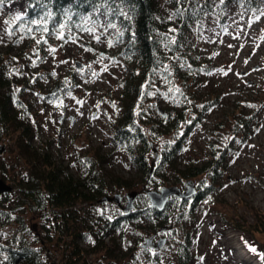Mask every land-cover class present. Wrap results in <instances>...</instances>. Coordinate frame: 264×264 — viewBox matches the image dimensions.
<instances>
[{"label": "trees", "instance_id": "trees-1", "mask_svg": "<svg viewBox=\"0 0 264 264\" xmlns=\"http://www.w3.org/2000/svg\"><path fill=\"white\" fill-rule=\"evenodd\" d=\"M9 1H23L26 13L19 19L7 16L10 45L5 54L0 52V137L9 128L18 132L17 146L28 157L32 169L21 184H15L28 202L13 198L12 192L0 195V225L9 224L12 218L24 214L28 205L31 212L47 218L55 214L54 228L60 236L83 240L92 248H99L95 239L101 241L117 234L123 237L128 226H142L150 235L170 238L176 235L172 238L175 264H190L195 257L197 213L219 191L229 158L236 146L245 145L259 129V120L254 112H241L233 127V145L218 149L211 144L201 161L188 160L184 164L194 127L217 104L206 102L192 106L187 96V81L209 70L191 54L189 32L202 27L208 14L215 15L223 27L227 8L234 2L258 13L264 0H222L219 4L213 0H172L167 12L159 0H0ZM102 17L105 22L101 21ZM88 34L93 41L105 40L107 57L111 54L112 62L122 61L128 71L122 78L121 107L114 111L111 139L115 151L126 156L142 172V178L107 180L104 165L108 159L101 155L78 156L80 175L74 178L68 166H59L48 156L32 151L30 110L33 104L39 100L63 105L65 98L75 94L70 86L52 94L60 80L53 72L41 69L49 47L54 44L65 48ZM15 47L19 53L12 56ZM15 64L21 66L18 75L12 68ZM179 81L182 83L176 84ZM155 101H167V109L159 111ZM151 141L162 146L161 160L155 165L152 177L148 160ZM0 176L7 182L4 172ZM200 176H206L209 183H200L196 195L189 200L172 197L163 211L148 207L144 190L136 199L135 210L129 214L116 209L115 214L85 230L73 229L68 224L77 203L99 201L109 196L111 186L133 189L144 185L159 189L171 182L184 184ZM4 202L14 205L12 211L3 209ZM15 219L22 226L21 235L13 233L5 239L0 234V264H46L41 250L24 235V219ZM229 226L254 235L244 225L230 222ZM258 246L264 264V244ZM151 260V264H158L155 258Z\"/></svg>", "mask_w": 264, "mask_h": 264}, {"label": "rangeland", "instance_id": "rangeland-1", "mask_svg": "<svg viewBox=\"0 0 264 264\" xmlns=\"http://www.w3.org/2000/svg\"><path fill=\"white\" fill-rule=\"evenodd\" d=\"M159 1L163 11L167 12L172 0ZM213 2L219 4L222 0ZM25 13L23 1L0 2L2 54L8 51L10 45L7 16L19 19ZM224 17L225 25L220 27L219 19L208 14L202 27L189 32L191 54L197 56L201 66L209 70L187 81V96L192 106L206 102L217 104L194 127L188 139L184 164L188 160L201 161L211 144L218 149L233 145V127L241 112H254L259 120V129L245 145L236 146L219 182V191L201 205L196 217L198 234L195 257L190 264H232L220 243L222 235L216 231L219 227L222 230H237L229 226L230 222L244 225L254 232L252 235L237 230L246 235L262 259L258 245L264 244V4L255 13L234 2L227 8ZM101 21L105 22V18L102 17ZM106 47L105 40L93 41L91 34L82 36L78 42L65 48L54 44L49 47L47 60L41 69L53 72L60 83L69 78L67 84L75 94L74 97L65 98L63 105L39 100L33 104L30 110L32 151L48 156L59 166H68V172L74 178L80 175L78 156L96 158L98 155L108 159L104 165L107 180L110 177L124 180L142 178V172L126 156L115 151L111 139L112 118L114 111L121 107V83L128 71L122 61L112 62L111 54L107 57ZM18 53L17 47L11 51L12 56ZM77 61L86 67L78 70L75 66ZM12 68L14 74L21 73L20 65L15 64ZM180 83L182 81L176 82L178 85ZM37 92L46 93L43 90ZM155 102L162 111L168 107L167 101ZM17 136L18 132L9 128L0 137V145L5 147L4 155L0 156V172H4L7 183L13 188L12 197L28 202L15 184L22 183L32 164L19 151ZM168 140L171 138L168 137ZM158 147L162 149L161 143H158ZM148 160L149 164L153 162L152 153L148 155ZM192 180L197 188L200 183H209L206 176ZM186 182L177 186L184 190ZM171 185L174 184L171 182L163 186ZM146 189L152 188H145L144 185L133 189L111 186L108 195L121 194L124 207L127 194L141 193ZM12 206L4 202L3 209L12 211ZM26 209L24 214L17 217L24 219V235L35 248L41 250V258L46 264H151L152 258L158 264H175L173 239L176 235L171 238L168 235L156 236L155 242L160 237L167 238L166 245L160 251L151 248L142 250L141 245L152 235L147 234L142 226L130 225L124 229L123 237L117 234L101 241L95 239L99 248H92L83 240L75 241L55 232V214H49L47 218L31 212L28 205ZM116 209L120 210L116 204L98 201L77 203L71 210L73 219L68 224L73 229L85 230L103 221L104 217L115 214ZM15 218L9 224L0 225V234L5 239L11 238L13 233L21 235L22 226Z\"/></svg>", "mask_w": 264, "mask_h": 264}, {"label": "water", "instance_id": "water-1", "mask_svg": "<svg viewBox=\"0 0 264 264\" xmlns=\"http://www.w3.org/2000/svg\"><path fill=\"white\" fill-rule=\"evenodd\" d=\"M104 55V53L102 54ZM75 66L78 70L83 69L86 67L84 63L75 62ZM69 78H65L56 88L52 91V94L58 93L60 90L65 89L67 86ZM159 111L163 112L161 109ZM151 153L154 155V160L151 163V170H150V177L153 176V172L155 169V165L160 162L161 160V151L156 144V142L151 141L149 143ZM5 152V147L0 145V156H3ZM13 188L10 186L5 180L0 178V195L12 192ZM197 193V186L193 182V180H188L185 184L184 190H182L177 185L171 186H163L156 189H146L145 195L148 199V207L151 209H155L158 211H163L172 197H177L180 200H189ZM138 192H132L125 196L126 198V205L122 206V201L124 197L117 193L113 196H104L100 199L99 203H109V204H116L118 208L124 213L129 214L135 210V201L138 197ZM163 232H166V228L163 229ZM156 235H152L145 239L144 244H142V250H146L148 248L156 249L160 251L167 243L166 237H160L155 242Z\"/></svg>", "mask_w": 264, "mask_h": 264}, {"label": "bare ground", "instance_id": "bare-ground-1", "mask_svg": "<svg viewBox=\"0 0 264 264\" xmlns=\"http://www.w3.org/2000/svg\"><path fill=\"white\" fill-rule=\"evenodd\" d=\"M216 231L222 235L220 243L224 246V252L229 256L232 264H263L245 234L237 230H222L220 227Z\"/></svg>", "mask_w": 264, "mask_h": 264}, {"label": "flooded vegetation", "instance_id": "flooded-vegetation-1", "mask_svg": "<svg viewBox=\"0 0 264 264\" xmlns=\"http://www.w3.org/2000/svg\"><path fill=\"white\" fill-rule=\"evenodd\" d=\"M68 85H69V84H67V86H66V87H68ZM66 87H65V88H66ZM60 91H61V90H60Z\"/></svg>", "mask_w": 264, "mask_h": 264}, {"label": "snow or ice", "instance_id": "snow-or-ice-1", "mask_svg": "<svg viewBox=\"0 0 264 264\" xmlns=\"http://www.w3.org/2000/svg\"><path fill=\"white\" fill-rule=\"evenodd\" d=\"M253 251H255V249H253Z\"/></svg>", "mask_w": 264, "mask_h": 264}]
</instances>
